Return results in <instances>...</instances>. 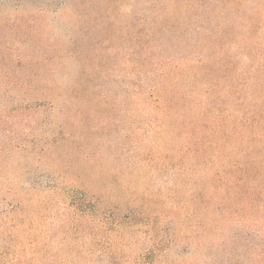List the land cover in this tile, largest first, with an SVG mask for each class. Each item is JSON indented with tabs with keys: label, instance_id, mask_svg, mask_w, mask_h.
Wrapping results in <instances>:
<instances>
[{
	"label": "rangeland",
	"instance_id": "obj_1",
	"mask_svg": "<svg viewBox=\"0 0 264 264\" xmlns=\"http://www.w3.org/2000/svg\"><path fill=\"white\" fill-rule=\"evenodd\" d=\"M215 98L239 149L181 107ZM231 102L264 112V0H0V264H249Z\"/></svg>",
	"mask_w": 264,
	"mask_h": 264
},
{
	"label": "trees",
	"instance_id": "obj_2",
	"mask_svg": "<svg viewBox=\"0 0 264 264\" xmlns=\"http://www.w3.org/2000/svg\"><path fill=\"white\" fill-rule=\"evenodd\" d=\"M176 70L178 71L179 68H176ZM167 75L168 73H165L163 77L165 78L167 77ZM170 75L171 74H169L168 77ZM178 88H180L179 90L185 91V89H183L185 87H178ZM192 92L193 91H189V93H192ZM163 101H164V104H166L167 106L166 108L173 110V107L171 104H168V102L165 99ZM219 101H220L219 98H215L210 103L201 106L200 110L202 111L200 113H199L200 110L190 109V108H187L185 105L181 106L183 110L187 109L185 110V116L187 117L192 116L193 119L191 120L196 121L197 117L203 120L211 118L217 123L214 131H212L210 134L211 135L210 137L213 139V141H211L212 142L211 150L213 151V153L221 151V150L225 151L226 148H229L232 150L239 149L240 145H238V139H241V141H239L241 144H245L247 142L245 137H238L239 136L238 130L234 129L233 126H230L231 127L230 128V127H227L226 123L221 122V118L223 117H221V111L219 109V105L221 104V102ZM229 108H230V111L228 115H226V119H229L230 121H233V119H239V121L236 120L235 126L241 128V131L245 129V131L251 132L252 138H253V142H251L253 152L247 154L246 151L244 152L240 151V155H241L240 158H237L235 162L229 160L228 162L229 169L228 171H226V175H227L226 181L228 183L230 182L231 184L236 183V185L238 183H243V182L244 183L250 182V184H252L255 181H257L259 183L260 186L254 187L250 185L249 187H247L248 191L245 192V198L244 196L240 198L241 200H243V202H246V205H245L246 208L253 209V208L258 207L254 205L253 203L254 200L256 199V196L264 194V180H263V177H264V147L263 146L264 145H263V142L260 140V139H263L264 141V138H263L264 136L258 133L259 132L258 128H263L264 130V112L262 113V116L259 119H254V115L249 116L247 112L242 111L240 109L239 105H233V103L231 102L229 103ZM178 125H180L179 127L183 131L186 132V135H184L183 137V144H185L184 147H186V149L189 151V153L183 156V159L197 158L200 152L202 154L204 153L207 154V150L205 149H201V148L194 149L195 146H198L197 143L199 142V138L191 137L190 135L191 133L188 131L190 124L186 123L185 119H180L178 120ZM190 138L191 139L193 138L194 141H189ZM257 142L260 145H258ZM213 153L209 157L210 159L209 163L211 164L212 167L216 166L215 161H214L216 159ZM241 158H244L245 160H241ZM254 172L257 173L256 177L252 175L249 176V173H254ZM259 174L261 175L260 178H258ZM250 179L252 180L250 181ZM261 179L263 180V182H261ZM235 193L237 195H240V197L242 196L241 192L236 191ZM248 238H249V235L247 237H244L246 241L249 240ZM255 240L256 241H254V243L246 245L249 251L251 252V255L247 256L248 260L250 261L249 264L264 263V255H262L261 251H259V247H261L262 245L264 246V232L263 233L260 232L258 236L255 237Z\"/></svg>",
	"mask_w": 264,
	"mask_h": 264
}]
</instances>
